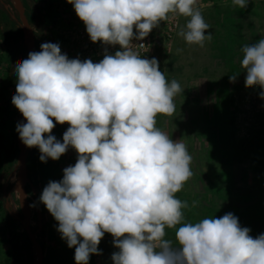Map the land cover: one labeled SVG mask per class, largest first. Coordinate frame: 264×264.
<instances>
[{"label":"clouds","instance_id":"clouds-1","mask_svg":"<svg viewBox=\"0 0 264 264\" xmlns=\"http://www.w3.org/2000/svg\"><path fill=\"white\" fill-rule=\"evenodd\" d=\"M66 2L93 43L119 48L110 54L105 47L103 58L93 62L69 58L59 42L42 43L13 66L11 103L25 121L16 124L18 138L38 149L41 162L59 160L69 148L77 154L38 198L60 238L74 248L75 264L102 253L105 233L117 249L112 264H264V232L253 237L232 212L186 220L188 202L176 194L193 175L192 156L156 121L158 114L174 116V99L184 88L166 79L155 57L133 48L134 41L143 46L170 14L187 18L178 32L187 44L204 47L212 33L197 0ZM248 3L232 0L241 9ZM240 51L244 86L259 88L264 100V36ZM65 123L57 139L52 130Z\"/></svg>","mask_w":264,"mask_h":264},{"label":"crops","instance_id":"crops-1","mask_svg":"<svg viewBox=\"0 0 264 264\" xmlns=\"http://www.w3.org/2000/svg\"><path fill=\"white\" fill-rule=\"evenodd\" d=\"M197 6L210 25L212 38L204 47L187 44L178 35L187 18L176 16L163 73L184 90L174 99V116L158 114L157 127L185 143L192 156L193 175L176 194L188 202L186 220L232 212L241 226L251 216V232L259 234L264 232V100L258 97L259 88L244 86L240 49L264 36V0H249L244 9L232 0H197ZM194 48L200 56H189ZM237 73L236 81L230 82L229 76ZM246 94L252 97L248 107ZM67 127V123L57 124L52 134L62 139ZM76 156L69 148L59 160L44 163L46 182L61 179L62 170L74 164ZM43 207L41 264H75L74 248L60 238L57 222ZM174 231L167 230L173 235ZM112 240L105 233L98 245L102 253L92 254L89 264H112L111 254L117 251Z\"/></svg>","mask_w":264,"mask_h":264},{"label":"rangeland","instance_id":"rangeland-1","mask_svg":"<svg viewBox=\"0 0 264 264\" xmlns=\"http://www.w3.org/2000/svg\"><path fill=\"white\" fill-rule=\"evenodd\" d=\"M175 21L176 15L170 14L167 21L153 29L144 50L137 47V41L133 45L141 56L155 57L163 72ZM44 42H59L69 58L79 56L93 62L103 58L105 47L110 54L119 48L93 43L66 0H0V264H40L43 253L38 245L44 232V205L38 198L47 184L46 170L38 149L26 147L18 138L16 124L25 121L11 98L15 94L13 66L29 52L39 51ZM196 49L190 57L200 56ZM244 100L248 107L252 97L246 94ZM15 144L20 149L17 156ZM250 144L246 142L248 147ZM22 152L26 153L25 159Z\"/></svg>","mask_w":264,"mask_h":264},{"label":"trees","instance_id":"trees-1","mask_svg":"<svg viewBox=\"0 0 264 264\" xmlns=\"http://www.w3.org/2000/svg\"><path fill=\"white\" fill-rule=\"evenodd\" d=\"M13 149H14L15 154H16V156H17L18 153L20 152L19 146H18L17 144H15L14 147H13ZM31 167H32V166H31ZM32 168L36 170L35 166L32 167ZM38 169L41 171V167H39ZM26 187H29V186L26 185ZM251 218H252V217L249 216L248 221H246V227L249 226V228H251V223H252ZM201 219H203V218H201ZM194 222H195V221H194ZM250 235H252L253 237H255L257 234H256V232H250ZM167 238L172 239V238H173V232H167ZM29 245H30V246L33 245L32 242L29 241Z\"/></svg>","mask_w":264,"mask_h":264},{"label":"built area","instance_id":"built-area-1","mask_svg":"<svg viewBox=\"0 0 264 264\" xmlns=\"http://www.w3.org/2000/svg\"><path fill=\"white\" fill-rule=\"evenodd\" d=\"M176 27V23H174V28H172V30H174ZM141 41H137V47L140 49V50H144L146 48V45H148V40H147V37L145 38L144 41H142V43H144L143 46H141Z\"/></svg>","mask_w":264,"mask_h":264},{"label":"water","instance_id":"water-1","mask_svg":"<svg viewBox=\"0 0 264 264\" xmlns=\"http://www.w3.org/2000/svg\"><path fill=\"white\" fill-rule=\"evenodd\" d=\"M22 155H23V158L25 159V157H26V153L25 152H22ZM40 257H41V259H40V264H41V262H42V254H40Z\"/></svg>","mask_w":264,"mask_h":264}]
</instances>
